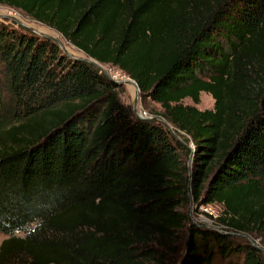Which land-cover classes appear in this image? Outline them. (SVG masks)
Wrapping results in <instances>:
<instances>
[{"label": "trees", "instance_id": "trees-1", "mask_svg": "<svg viewBox=\"0 0 264 264\" xmlns=\"http://www.w3.org/2000/svg\"><path fill=\"white\" fill-rule=\"evenodd\" d=\"M0 3L126 72L175 133L0 19V264H264L236 233L264 246V0ZM201 91L211 107L181 101ZM191 203L219 204L224 228L191 222Z\"/></svg>", "mask_w": 264, "mask_h": 264}, {"label": "rangeland", "instance_id": "rangeland-1", "mask_svg": "<svg viewBox=\"0 0 264 264\" xmlns=\"http://www.w3.org/2000/svg\"><path fill=\"white\" fill-rule=\"evenodd\" d=\"M0 19L6 20V21H11V22H14L16 24H20L23 27H26V28L34 31V32L38 31L36 33H38L40 35H45L48 37L51 36V37L59 39V41L61 42V46H59V47L68 56L76 57V58L88 57V58L92 59L91 57L87 56L83 51H81L80 49L75 47L72 43H70L56 29H54V28H52V27H50L44 23L37 21L36 19L30 17L28 14L24 13L22 10H20L18 8H14V7L0 3ZM94 61L96 62L97 67L100 69V71L104 72L109 78H111L112 80H114L118 84V86H119L118 98L122 103L128 104L131 107L132 100L134 98L135 93L137 92V99H136V104H135L134 110L138 113L143 114V115L144 114L153 115V113L155 115H160L162 108L160 107V105L157 102L151 100L149 97H142L139 94V92L136 91V89L133 85L128 84L125 81V80L132 79L126 72L119 69L115 65H111L109 63H101V62H98L96 60H94ZM117 81H121V82H117ZM181 101L183 103L194 104L196 107H198L200 109L209 108L213 104V99L210 96V94L207 92H204V91H201L199 93V99H198V102H196V103H193L192 100L188 97H184ZM131 109H132V107H131ZM134 110L132 109L133 113L135 114ZM149 111H151L152 113H150ZM188 210H189L191 222H195L197 224H202L204 226H208V227H212V228H216V229H219L220 227L224 228L215 220V217L218 216L220 214V211H221V206L219 204L214 206V210L216 212L215 217L207 216L206 214H204L200 210L199 205H195L193 203H191L189 205ZM22 233H23L22 231H14V234H22ZM237 234L240 235L238 232H237ZM245 234L250 235L249 233H245ZM6 236H8L7 233L0 231V240ZM240 236H242V235H240ZM260 237L261 236L259 235V236H256L255 239H253V238L252 239L255 243H257L258 245H260L261 247L264 248V246L259 243ZM244 238H246V237H244ZM226 261H227L226 259L215 258L213 264H226Z\"/></svg>", "mask_w": 264, "mask_h": 264}, {"label": "water", "instance_id": "water-1", "mask_svg": "<svg viewBox=\"0 0 264 264\" xmlns=\"http://www.w3.org/2000/svg\"><path fill=\"white\" fill-rule=\"evenodd\" d=\"M36 31V30H35ZM36 32H38V31H36ZM50 38H52L59 46H61V42L59 41V39H57V38H54V37H51V36H49ZM74 58H76V57H74ZM79 59H85V60H88V61H90V62H92L93 64H95L96 66H97V64H96V62L93 60V59H90V58H88V57H81V58H79ZM130 81L135 85V89H136V91H138V86H137V83L133 80V79H130ZM117 82H121V81H117ZM136 99H137V92L135 93V95H134V98H133V100H132V104H131V107H132V109L134 110V108H135V104H136ZM135 111V110H134ZM135 114L137 115V116H139V117H145V118H149V117H155V118H157V119H159V120H161V121H163V122H165V119L161 116V115H149V114H141V113H138V112H136L135 111ZM166 123V122H165ZM167 124V123H166ZM167 127H168V129L172 132V133H174V130L171 128V126H169L168 124H167ZM175 134V133H174ZM188 146H190V145H188ZM192 148V147H191ZM187 163H189V159L187 160ZM229 232H232V231H229ZM237 233V232H236ZM240 235H242V236H244V237H246L254 246H256L257 248H259L260 250H262L263 252H264V248L263 247H261L260 245H258L257 243H255L254 241H253V239H252V237L250 236V235H248V234H245V233H241V232H238Z\"/></svg>", "mask_w": 264, "mask_h": 264}, {"label": "built area", "instance_id": "built-area-1", "mask_svg": "<svg viewBox=\"0 0 264 264\" xmlns=\"http://www.w3.org/2000/svg\"><path fill=\"white\" fill-rule=\"evenodd\" d=\"M214 206H216V204H212V203L199 204L200 210L204 214H206L207 216L209 215V217H215L216 216Z\"/></svg>", "mask_w": 264, "mask_h": 264}, {"label": "bare ground", "instance_id": "bare-ground-1", "mask_svg": "<svg viewBox=\"0 0 264 264\" xmlns=\"http://www.w3.org/2000/svg\"><path fill=\"white\" fill-rule=\"evenodd\" d=\"M128 84H131V85H133L134 87H135V85L130 81V80H125ZM124 81V82H125Z\"/></svg>", "mask_w": 264, "mask_h": 264}]
</instances>
